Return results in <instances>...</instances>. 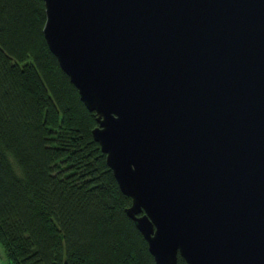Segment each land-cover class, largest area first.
Segmentation results:
<instances>
[{"label":"water","instance_id":"95a60500","mask_svg":"<svg viewBox=\"0 0 264 264\" xmlns=\"http://www.w3.org/2000/svg\"><path fill=\"white\" fill-rule=\"evenodd\" d=\"M156 264H264V0H43Z\"/></svg>","mask_w":264,"mask_h":264},{"label":"trees","instance_id":"16d2710c","mask_svg":"<svg viewBox=\"0 0 264 264\" xmlns=\"http://www.w3.org/2000/svg\"><path fill=\"white\" fill-rule=\"evenodd\" d=\"M44 20L43 0H0V264H156Z\"/></svg>","mask_w":264,"mask_h":264},{"label":"rangeland","instance_id":"374dc122","mask_svg":"<svg viewBox=\"0 0 264 264\" xmlns=\"http://www.w3.org/2000/svg\"><path fill=\"white\" fill-rule=\"evenodd\" d=\"M1 255H2V249H1V247H0V257H1Z\"/></svg>","mask_w":264,"mask_h":264}]
</instances>
